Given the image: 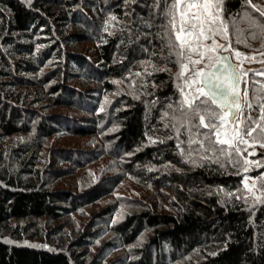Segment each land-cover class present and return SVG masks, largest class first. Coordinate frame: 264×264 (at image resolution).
Returning a JSON list of instances; mask_svg holds the SVG:
<instances>
[{"label": "trees", "instance_id": "16d2710c", "mask_svg": "<svg viewBox=\"0 0 264 264\" xmlns=\"http://www.w3.org/2000/svg\"><path fill=\"white\" fill-rule=\"evenodd\" d=\"M261 1L222 0L221 51L262 48L264 28L249 22L264 24ZM167 3L0 0V264H264V132L189 143L208 129L182 126L193 65L178 77ZM241 72L253 102L264 66ZM64 136L94 144L51 146L40 162ZM127 178L150 195L121 194L136 209L120 211L109 195Z\"/></svg>", "mask_w": 264, "mask_h": 264}, {"label": "snow or ice", "instance_id": "6c2138e0", "mask_svg": "<svg viewBox=\"0 0 264 264\" xmlns=\"http://www.w3.org/2000/svg\"><path fill=\"white\" fill-rule=\"evenodd\" d=\"M246 2L251 4L252 0ZM221 3L222 0H170V3H167L164 13L167 19V24L163 26L164 36L168 37L169 47L179 49L175 53L178 57L177 62L181 65L178 77H183L189 64L200 63V60H193L192 55L186 53L198 54L203 59L206 53L201 51L202 48H206L207 51L224 48L223 45L216 44L215 40L212 42L214 47L203 44L204 40L227 34L228 23L223 20L219 10ZM257 10L264 16V11ZM249 22L264 28V24H258L254 20L249 19ZM235 55L240 56L242 53L236 52ZM227 59L221 57L217 61L221 64L219 75L201 69L185 80L186 87L195 85V88L193 93L182 91L183 99L179 104L182 126L187 127L189 131L195 128L197 132L200 128L208 129V132L203 134V141L193 138L189 140L190 144H199L200 147H204L205 143L208 147L232 146L235 141L246 143V137L256 139L257 133L264 132V85L256 89L254 101L249 102L248 88L245 87L243 92L239 88L241 74L234 70L230 71L231 66L224 64ZM184 60L188 63H183ZM244 83L247 85L248 81ZM255 107L260 108L259 118L255 114ZM246 109L252 110L253 114L245 115ZM196 120L199 121L198 124L195 123ZM228 124H232L233 127H226ZM253 124L255 127H252ZM222 136L228 138H221ZM261 147H264V143H261ZM220 150L223 152V149ZM244 171L247 172L249 169L245 168ZM245 187H248L246 183ZM261 187L264 188V184Z\"/></svg>", "mask_w": 264, "mask_h": 264}, {"label": "rangeland", "instance_id": "374dc122", "mask_svg": "<svg viewBox=\"0 0 264 264\" xmlns=\"http://www.w3.org/2000/svg\"><path fill=\"white\" fill-rule=\"evenodd\" d=\"M261 5L260 6V10L264 11V0L261 1ZM264 35V32H263ZM213 40H215V43L218 45H223L224 41L218 40V36H214L211 39L208 40H204L203 44L205 46H212L213 45ZM264 42V41H263ZM89 47H91V43L88 44ZM201 51H204L206 54L204 56L203 59H201V57L196 58L197 60H200L199 64H195L192 66L191 70L188 72H185V74L187 75L186 80L191 77L193 75L194 72L199 71L202 69V67L208 65L221 51V48H216L215 51H207L206 48H202ZM239 53H242V55L237 56L235 55L236 52L233 53V58L236 60V62L239 65V68L243 70H246V68L248 69H256V70H260V67L264 66V43L262 45V48L256 49L254 48L252 50L251 53H244V52H240L237 51ZM208 57H212V59H208ZM245 72V71H243ZM194 88L195 85H193V87H186L184 88V93H193L194 92ZM105 98H110V95H106ZM226 127L228 128H232L230 124L226 125ZM221 138H228V137H224L222 136ZM90 137H82V136H64L63 138H58L55 139L53 141H51V143H47V149L43 152H40L39 155V161L40 162H44L47 161L48 166H50V161L47 160L48 157H50V147L54 146V147H90L91 145H93L94 143H89L87 142L88 140H90ZM101 164V163H100ZM97 165V166H92V170L88 169L87 174L89 175V177L91 178L92 175H94V173H98V171H96V169L99 167H101V165ZM107 164V160H105L104 165ZM62 183H68V185H73L74 179H68V177H65L61 180ZM243 183L245 185V183L248 185V187H245L249 193L253 194V195H257L258 194V190L257 187L253 185H255V182L253 181L252 177L246 176L243 180ZM132 195L136 198H142V199H146L147 197H149L148 195H150L149 189L147 190L146 188H144L141 184H139L137 181H134L133 179L127 178L124 181H122L120 183L119 186H117L116 188V192L113 191V193L111 195H109V198L111 200H115L118 199L120 201L119 203V210L120 211H124V210H134L136 208L134 207H128L127 204H125L120 195ZM108 198V200H109ZM123 198V196H122ZM106 200V201H108ZM105 201V203H106ZM102 200L100 201V205H102ZM86 219V218H85ZM45 226V225H44Z\"/></svg>", "mask_w": 264, "mask_h": 264}, {"label": "water", "instance_id": "95a60500", "mask_svg": "<svg viewBox=\"0 0 264 264\" xmlns=\"http://www.w3.org/2000/svg\"><path fill=\"white\" fill-rule=\"evenodd\" d=\"M221 57H227L228 58L226 61H224V64L231 66L230 71L234 70V71L241 74V70L238 66V63L233 59L231 52L228 50L219 52L218 57L215 58L209 66L202 67L203 71L204 72H216L219 75L218 70L221 68V64L217 63V61ZM213 65H215V67H213ZM239 88H240V91L243 92L242 74H241V81H240Z\"/></svg>", "mask_w": 264, "mask_h": 264}]
</instances>
